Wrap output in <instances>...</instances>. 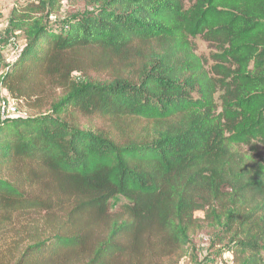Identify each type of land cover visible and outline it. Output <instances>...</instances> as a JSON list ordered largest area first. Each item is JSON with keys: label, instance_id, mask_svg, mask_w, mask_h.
<instances>
[{"label": "trees", "instance_id": "obj_1", "mask_svg": "<svg viewBox=\"0 0 264 264\" xmlns=\"http://www.w3.org/2000/svg\"><path fill=\"white\" fill-rule=\"evenodd\" d=\"M8 26L0 264H201V234L264 264V0H28Z\"/></svg>", "mask_w": 264, "mask_h": 264}, {"label": "rangeland", "instance_id": "obj_2", "mask_svg": "<svg viewBox=\"0 0 264 264\" xmlns=\"http://www.w3.org/2000/svg\"><path fill=\"white\" fill-rule=\"evenodd\" d=\"M28 0H0V34L2 35L3 42L0 44V72L2 70V64L5 62L4 59L6 57L8 58L11 49L13 46L8 43L9 38L11 37V34L9 32V26H8V19H9V13L12 7H20L26 4ZM62 10L53 16V19L55 22L61 23L64 18H66L68 15H72L75 13L83 12L88 10V8L84 7L83 4L78 3L76 5H68L66 1H63ZM17 39V37H16ZM195 44V49L197 54H201L204 57H209L210 49L203 40H201L199 37H196L193 39ZM17 44L21 43L20 39H17ZM19 45V44H18ZM3 59V60H2ZM4 61V62H3ZM0 96H3L5 99H8L9 96L6 93L4 89H0ZM21 113L18 111V114ZM260 150L264 151L263 147L260 146ZM123 198L116 196L111 200V208L115 209L121 202H123ZM197 216H202V212H196ZM210 237L205 234L198 235L193 240V245L196 247V256L197 260L201 264H216V260L212 258V256L209 254L208 250V243H209ZM225 259H228V254L224 255ZM179 264H190L186 260H182Z\"/></svg>", "mask_w": 264, "mask_h": 264}, {"label": "built area", "instance_id": "obj_3", "mask_svg": "<svg viewBox=\"0 0 264 264\" xmlns=\"http://www.w3.org/2000/svg\"><path fill=\"white\" fill-rule=\"evenodd\" d=\"M17 39L16 36H11L8 40V43L11 44L13 46V48L11 49V52L8 56V58L6 57L5 60V64H6V68L9 64H11L18 56L19 50H20V46L21 43L17 44ZM3 42V38L2 35L0 34V44ZM21 42V41H20ZM18 113L17 110V104L15 99L9 97L8 99H5L3 96H0V117L1 118H7V117H11L13 115H16Z\"/></svg>", "mask_w": 264, "mask_h": 264}]
</instances>
